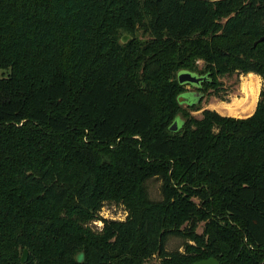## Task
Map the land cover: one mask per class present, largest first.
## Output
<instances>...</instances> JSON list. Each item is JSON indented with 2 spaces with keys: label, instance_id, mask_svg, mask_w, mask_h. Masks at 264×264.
<instances>
[{
  "label": "trees",
  "instance_id": "1",
  "mask_svg": "<svg viewBox=\"0 0 264 264\" xmlns=\"http://www.w3.org/2000/svg\"><path fill=\"white\" fill-rule=\"evenodd\" d=\"M260 37L264 0H0V264H264ZM180 71L207 76L197 110L259 75L255 110L187 116Z\"/></svg>",
  "mask_w": 264,
  "mask_h": 264
},
{
  "label": "rangeland",
  "instance_id": "2",
  "mask_svg": "<svg viewBox=\"0 0 264 264\" xmlns=\"http://www.w3.org/2000/svg\"><path fill=\"white\" fill-rule=\"evenodd\" d=\"M123 36V35H122ZM121 36V38H122ZM139 36L142 38L146 37L139 33ZM127 42V41H126ZM125 43V42H122ZM198 67L203 66V60H198L197 62ZM259 92L262 88V80L259 75ZM218 81L220 82L219 90L218 92H214L212 88H210L208 91L204 92L203 98L201 102L199 103V109L196 108L192 109L189 108L187 103L185 101L181 102V105L187 114V116H192L194 118L201 117V111L203 109H211L214 111H217L219 114L223 116H229V117H237V118H245L250 115H252L253 111L255 110V106L251 107L250 103H248L250 100L247 99V88L246 85V79L244 74H239L237 72H234L233 74L227 75H219ZM184 89V95L186 94L189 96V98H193V101H197L199 98L198 94V87L192 85V84H185ZM259 95V93H258ZM196 97V98H195ZM219 97H222L223 100H221ZM258 99V97H257ZM257 101V100H256ZM182 115L180 114L178 118L181 120ZM160 179L156 177L149 178L146 182V186L148 189V193H150V197L152 199H159L161 197V193L159 191L160 187ZM100 214L102 217L108 220H124L126 217V211L124 210V207L121 203L116 202H109L106 201L101 210ZM102 225V222H98V224L94 225L96 227H100ZM203 230V222L198 225L197 232L202 233ZM184 240L177 236H169L166 242V250L172 251V250H183V244ZM24 251V250H23ZM23 251L20 253V258L23 254ZM19 258V259H20ZM27 258H28V250H27ZM152 261L156 264H158V259L156 257L152 258Z\"/></svg>",
  "mask_w": 264,
  "mask_h": 264
},
{
  "label": "water",
  "instance_id": "3",
  "mask_svg": "<svg viewBox=\"0 0 264 264\" xmlns=\"http://www.w3.org/2000/svg\"><path fill=\"white\" fill-rule=\"evenodd\" d=\"M129 38L128 35H123L121 38L122 42H126L127 39ZM264 39V37H260L258 40H256L254 42V45L260 41H262ZM178 82L181 83H185V84H192L196 87L199 86V83L203 80L207 79L206 75H197L195 73H192L190 71H180V73L178 74ZM200 96V95H199ZM196 98V97H195ZM199 99V98H198ZM185 101L187 104H191L197 101H193V98H189V96H187L186 94H181L178 97V102L179 104H181V102ZM172 124L169 126V129L171 131H177L181 125H182V121L176 117L172 122ZM27 260V249H24L23 254L20 258V262L24 263ZM193 264H221L220 262L217 261L216 258L214 257H209L200 261H195Z\"/></svg>",
  "mask_w": 264,
  "mask_h": 264
},
{
  "label": "bare ground",
  "instance_id": "4",
  "mask_svg": "<svg viewBox=\"0 0 264 264\" xmlns=\"http://www.w3.org/2000/svg\"><path fill=\"white\" fill-rule=\"evenodd\" d=\"M244 79H246V85H247V88L245 89V91L247 90V99L250 100L248 103H250L251 107L252 106L254 107L259 93L258 76L257 74L250 72L249 74L245 75Z\"/></svg>",
  "mask_w": 264,
  "mask_h": 264
}]
</instances>
